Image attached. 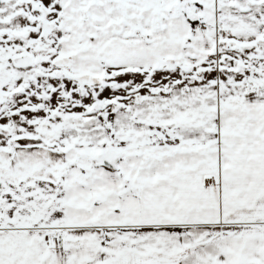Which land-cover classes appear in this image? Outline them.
Wrapping results in <instances>:
<instances>
[{
	"label": "snow or ice",
	"instance_id": "snow-or-ice-1",
	"mask_svg": "<svg viewBox=\"0 0 264 264\" xmlns=\"http://www.w3.org/2000/svg\"><path fill=\"white\" fill-rule=\"evenodd\" d=\"M0 264H264V0H0Z\"/></svg>",
	"mask_w": 264,
	"mask_h": 264
}]
</instances>
